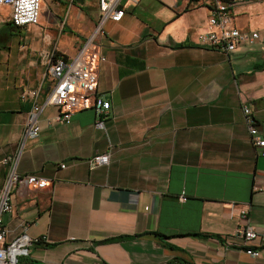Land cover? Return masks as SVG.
<instances>
[{
	"label": "crops",
	"instance_id": "1",
	"mask_svg": "<svg viewBox=\"0 0 264 264\" xmlns=\"http://www.w3.org/2000/svg\"><path fill=\"white\" fill-rule=\"evenodd\" d=\"M69 3L43 6L66 7L63 25L58 13L19 29L0 17V162L9 159L1 181L14 168L50 183L13 190L5 242L46 237L23 264H264L259 241L247 243L258 251L252 257L235 235L241 224L264 234V157L241 110L249 107L264 137V0L233 7L234 26L258 37L229 54L200 44L210 13L197 0L125 6L96 39L106 58L97 99L107 115L83 110L64 124L47 105L38 137L25 139L30 104L20 93L43 83V96L47 53L73 57L97 23L95 0L92 14L83 0ZM66 29L74 44L61 42ZM103 153L108 165L90 169Z\"/></svg>",
	"mask_w": 264,
	"mask_h": 264
},
{
	"label": "built area",
	"instance_id": "2",
	"mask_svg": "<svg viewBox=\"0 0 264 264\" xmlns=\"http://www.w3.org/2000/svg\"><path fill=\"white\" fill-rule=\"evenodd\" d=\"M76 0H70L68 9ZM140 0H95L98 11L97 23L92 33L83 39L77 53L71 58L57 57L54 51L47 53V69L45 76L49 80V88L42 96V84L36 89L22 91L20 100L29 101L30 109L24 126L23 137L37 138L40 132L38 117L42 109L47 105H53L58 109L56 121L64 124L70 122L73 114L83 110L94 109L104 117L107 111L102 102L97 99V75L100 66L106 62L96 41L102 33L106 21L119 22L125 13V6H136ZM166 3L169 0H158ZM209 11L206 30L199 35L200 44L212 49L222 51L225 54L232 53L243 44H252L258 37L256 33L240 32L233 24V7L241 0H197ZM43 0H0V7L9 9L6 22L13 27L24 28L37 26L40 20V11ZM67 13L62 22H65ZM43 82V81H42ZM41 98V100H40ZM244 122L247 126L250 142L255 148H259L258 154L264 157V137L256 127L251 111L247 105L241 107ZM97 125H102L101 121ZM109 153L98 154L89 159L90 169L108 165ZM9 159L0 162V264H17L18 259L28 255V248L32 243L46 242L45 236L30 239L23 234L5 242L4 216L12 212L11 197L14 189L24 187L41 190L50 185L48 180L35 175L19 176L12 168L7 178L1 181V165ZM64 168L65 165H60ZM181 202L186 199L182 195ZM246 211L241 212V218L247 221ZM235 235L242 241L245 252L256 257L258 251L247 247V243L257 239L260 246L264 247V234H258L250 225H239L235 229Z\"/></svg>",
	"mask_w": 264,
	"mask_h": 264
},
{
	"label": "rangeland",
	"instance_id": "3",
	"mask_svg": "<svg viewBox=\"0 0 264 264\" xmlns=\"http://www.w3.org/2000/svg\"><path fill=\"white\" fill-rule=\"evenodd\" d=\"M44 3H45V0L43 1V3H42V5H41V12H40V19H41V21L44 23V21H46L47 20V22L49 23V20L50 21H53L54 19H55V15L56 16H58V14L60 15V16H62V18L63 17H65V12H66V7L64 8V10L62 11V12H59V11H57V13H55L54 12V10H52V8H50V6L49 5H47V4H45L46 5V8L44 9L43 8V6H44ZM83 4L86 6V7H88V12L90 13V14H92L93 12H94V9H95V7H94V0H83ZM8 12H9V9L8 8H1L0 9V17H4L2 20H3V22H6V17H7V14H8ZM73 16V13L71 12V14H70V19H71V17ZM72 21H74V23H75V26L76 27H78V28H81L83 25H85L84 24V22H81V21H76L75 19L73 20L72 19ZM79 36V35H78ZM74 38H75V36H74V34L73 33H70V32H68V30L66 29V32H65V34H64V36L62 37V39H61V42L63 43V44H68V43H71L72 41H73V44H74V42H75V40H74ZM20 259V258H19Z\"/></svg>",
	"mask_w": 264,
	"mask_h": 264
},
{
	"label": "trees",
	"instance_id": "4",
	"mask_svg": "<svg viewBox=\"0 0 264 264\" xmlns=\"http://www.w3.org/2000/svg\"><path fill=\"white\" fill-rule=\"evenodd\" d=\"M6 24L7 25H9V26H12L10 23H8V22H6ZM14 28H16V27H14ZM16 29H19V28H16ZM178 47H183V45H180V46H178ZM17 264H23V262H22V259L20 258V259H18V262H17ZM26 264V263H25ZM27 264H38L37 262H35V261H28L27 262Z\"/></svg>",
	"mask_w": 264,
	"mask_h": 264
},
{
	"label": "water",
	"instance_id": "5",
	"mask_svg": "<svg viewBox=\"0 0 264 264\" xmlns=\"http://www.w3.org/2000/svg\"><path fill=\"white\" fill-rule=\"evenodd\" d=\"M81 1V0H80Z\"/></svg>",
	"mask_w": 264,
	"mask_h": 264
}]
</instances>
